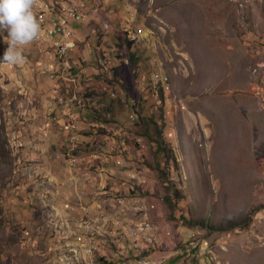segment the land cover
I'll list each match as a JSON object with an SVG mask.
<instances>
[{"label":"rangeland","instance_id":"rangeland-1","mask_svg":"<svg viewBox=\"0 0 264 264\" xmlns=\"http://www.w3.org/2000/svg\"><path fill=\"white\" fill-rule=\"evenodd\" d=\"M37 1L78 75L0 63V264H264V0Z\"/></svg>","mask_w":264,"mask_h":264},{"label":"clouds","instance_id":"clouds-1","mask_svg":"<svg viewBox=\"0 0 264 264\" xmlns=\"http://www.w3.org/2000/svg\"><path fill=\"white\" fill-rule=\"evenodd\" d=\"M33 3L34 0H0V37L7 44L0 63L23 64V46L40 39V24L33 14Z\"/></svg>","mask_w":264,"mask_h":264},{"label":"bare ground","instance_id":"bare-ground-1","mask_svg":"<svg viewBox=\"0 0 264 264\" xmlns=\"http://www.w3.org/2000/svg\"><path fill=\"white\" fill-rule=\"evenodd\" d=\"M44 2V1H43ZM57 3V2H56ZM62 4V3H61ZM60 4V5H61ZM50 5V4H49ZM45 6H47V5H42V7H39V5H38V3H33V7H32V11H38L39 9H43ZM49 10V9H48ZM53 13V12H52ZM70 14L72 15V16H74L78 21H81V20H85V19H87V18H89L91 15H94V14H96V4H94L92 7H90V11L89 12H87V9H85L84 8V6L81 4V3H75L74 5H73V7H72V9H71V11H70ZM35 16V15H34ZM44 17V13L43 12H40L39 13V18H43ZM35 18H37V16H35ZM46 18V17H45ZM42 21V20H41ZM44 21H45V19H44ZM40 23V22H39ZM48 23V22H47ZM43 25V24H42ZM47 25V24H46ZM55 26H56V20H55ZM43 27V26H42ZM54 28V27H53ZM45 29V28H44ZM61 30H67V31H60L58 34H57V41H53L52 40V34H51V32L52 31H50V32H48V34L47 35H44V33L43 34H41L40 35V39H38V40H40V41H42V42H44V43H46L47 45H49V46H52V47H54V48H56L57 50H58V52L60 53V54H62V65L60 66V68H58V70L59 69H63V70H66V71H68L69 72V68H70V72H72V75L69 77V75L67 76V77H69L68 78V80H71V81H73L74 82V80H73V78H72V76H75V75H78V74H75L74 72V69L75 70H77L76 69V65L74 66V65H72V63H71V59H72V52H73V45H74V43H73V41L72 42H68V41H63V40H61V36L63 35V34H67L68 33V29H67V23H61ZM77 37V36H76ZM37 40V41H38ZM38 43V42H37ZM63 43H65V44H69V47H64L63 48ZM37 47V46H36ZM52 47H51V49H52ZM51 49H49V50H51ZM46 52V51H45ZM44 53V52H43ZM46 56V55H45ZM74 57V56H73ZM50 58V57H49ZM60 59V58H59ZM48 60V59H47ZM76 60V59H75ZM81 60V59H80ZM76 62V61H75ZM53 64V63H52ZM57 64V63H56ZM61 64V63H60ZM54 65V64H53ZM49 66V65H48ZM56 67V66H55ZM84 67V66H83ZM79 68V67H78ZM57 70V71H58ZM80 70H81V68H80ZM56 71V72H57ZM79 71V70H78ZM50 72V71H49ZM83 72V71H82ZM81 72V73H82ZM80 73V74H81ZM85 73V72H84ZM88 73V72H87ZM82 77V76H81ZM76 93V92H75ZM73 95V94H72ZM78 97V96H77ZM68 98H69V96L67 97V100H68ZM61 99V104L62 105H64L65 106V104H64V99L63 98H60ZM73 100V99H72ZM77 100V99H76ZM71 102V101H70ZM67 103V102H66ZM71 103H73V101L71 102ZM78 103H82V102H78ZM73 113V112H72ZM77 116V115H76ZM71 118V117H70ZM72 121V120H71ZM72 125V124H71ZM70 125V126H71ZM81 133V132H80ZM73 140H74V138H72ZM80 141V140H79ZM80 144H81V142H80ZM80 148V147H79ZM93 148V147H92ZM86 149V148H85ZM82 150V149H81ZM77 152V151H76ZM93 152V151H92ZM67 154H68V152H67ZM69 155H70V157H72V160H74V162H76L77 161V159L76 158H73V156L72 155H75L76 157H78V158H80V159H87V158H91V157H93L94 156V154H92V155H90V156H87V157H85V155H81V154H75L74 153V151H72V148L69 150ZM87 161H88V159H87Z\"/></svg>","mask_w":264,"mask_h":264},{"label":"built area","instance_id":"built-area-1","mask_svg":"<svg viewBox=\"0 0 264 264\" xmlns=\"http://www.w3.org/2000/svg\"><path fill=\"white\" fill-rule=\"evenodd\" d=\"M34 3H38V1L37 0H34ZM96 14H98V8H97V4H96ZM37 20H38V18H36ZM81 21H83V20H81ZM81 21H79V22H81ZM61 23H67V20L66 19H63V18H60V19H58V20H56V26H55V28H56V32H54V31H52L51 32V34H52V40L53 41H57V34L60 32V31H67V30H61ZM132 38H134V37H132ZM64 47H69V44H65V43H63V48ZM61 55V58H62V54H60ZM48 66V65H47ZM69 72H70V68H69ZM72 78H73V80H74V82H75V79H74V77L72 76ZM158 81H154L152 84H154V85H160L159 83H157ZM116 93H117V91H116ZM112 97H115V93L113 92L112 93ZM60 101H61V99H60ZM130 118H131V120H135L136 118H137V116L135 117V115L134 114H131L130 113ZM127 133V132H126ZM128 134V133H127ZM129 135V134H128ZM130 136V135H129ZM72 138H74L75 139V137H72ZM133 140V142H134V144L135 145H138L139 143H140V138H134V139H132ZM126 150H127V148H125ZM128 152V151H127ZM125 154H129V153H124L123 155H122V157L125 155ZM85 157H87L86 155H85ZM112 159V158H111ZM114 160H116V162L117 163H119V162H121V158H116V159H112V160H110L109 158H107V162H111V163H114L113 161ZM143 182H145L146 180L144 179V180H142Z\"/></svg>","mask_w":264,"mask_h":264},{"label":"crops","instance_id":"crops-1","mask_svg":"<svg viewBox=\"0 0 264 264\" xmlns=\"http://www.w3.org/2000/svg\"><path fill=\"white\" fill-rule=\"evenodd\" d=\"M65 106H69V105H65ZM56 113H58V114H59V113H60V112H59V110H57V112H56Z\"/></svg>","mask_w":264,"mask_h":264}]
</instances>
